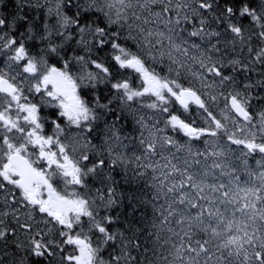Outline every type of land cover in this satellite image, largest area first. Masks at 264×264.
<instances>
[{
    "label": "snow or ice",
    "instance_id": "obj_1",
    "mask_svg": "<svg viewBox=\"0 0 264 264\" xmlns=\"http://www.w3.org/2000/svg\"><path fill=\"white\" fill-rule=\"evenodd\" d=\"M257 89L264 0H0V264H264Z\"/></svg>",
    "mask_w": 264,
    "mask_h": 264
},
{
    "label": "trees",
    "instance_id": "obj_2",
    "mask_svg": "<svg viewBox=\"0 0 264 264\" xmlns=\"http://www.w3.org/2000/svg\"><path fill=\"white\" fill-rule=\"evenodd\" d=\"M13 7H14V5L13 4H9V8L7 9L8 11H12L11 9H13ZM103 55V54H102ZM252 81H256L255 79H252ZM246 82V81H245ZM103 102H106L105 100H102ZM135 189L134 188H132L131 186H126V185H123V184H121L120 186H119V188H118V191H120V192H124V193H129V192H132V191H134ZM123 210H127V201H125V207H124V209ZM121 227H123L122 225H121Z\"/></svg>",
    "mask_w": 264,
    "mask_h": 264
},
{
    "label": "rangeland",
    "instance_id": "obj_3",
    "mask_svg": "<svg viewBox=\"0 0 264 264\" xmlns=\"http://www.w3.org/2000/svg\"><path fill=\"white\" fill-rule=\"evenodd\" d=\"M257 70L260 71L259 69H257ZM255 78L257 80V77H255ZM256 107L259 108V106L257 104H256ZM254 159L258 160V159H260V157L257 155V156L254 157ZM254 159H250L249 163H254ZM37 219H39V217H37ZM20 238L23 239L22 236Z\"/></svg>",
    "mask_w": 264,
    "mask_h": 264
},
{
    "label": "bare ground",
    "instance_id": "obj_4",
    "mask_svg": "<svg viewBox=\"0 0 264 264\" xmlns=\"http://www.w3.org/2000/svg\"><path fill=\"white\" fill-rule=\"evenodd\" d=\"M14 8V7H13ZM11 10H13V9H11ZM44 11L45 10H41V12H40V17H41V20H43L44 19ZM33 14H35V13H33ZM51 22H54V20L53 21H51Z\"/></svg>",
    "mask_w": 264,
    "mask_h": 264
}]
</instances>
